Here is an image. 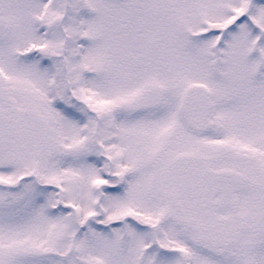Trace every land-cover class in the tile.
<instances>
[{
	"label": "snow or ice",
	"instance_id": "obj_1",
	"mask_svg": "<svg viewBox=\"0 0 264 264\" xmlns=\"http://www.w3.org/2000/svg\"><path fill=\"white\" fill-rule=\"evenodd\" d=\"M0 264H264V0H0Z\"/></svg>",
	"mask_w": 264,
	"mask_h": 264
}]
</instances>
